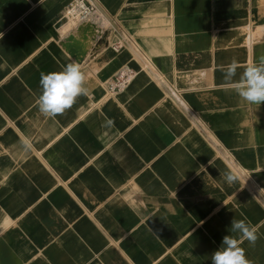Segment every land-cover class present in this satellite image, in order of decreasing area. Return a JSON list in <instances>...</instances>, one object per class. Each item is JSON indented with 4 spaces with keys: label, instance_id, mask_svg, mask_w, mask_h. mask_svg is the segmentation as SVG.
Masks as SVG:
<instances>
[{
    "label": "crops",
    "instance_id": "0c3cea01",
    "mask_svg": "<svg viewBox=\"0 0 264 264\" xmlns=\"http://www.w3.org/2000/svg\"><path fill=\"white\" fill-rule=\"evenodd\" d=\"M72 1L0 0V264H212L234 218L264 264V104L219 70L264 56V0H94L81 30ZM73 61L92 94L46 118L41 73Z\"/></svg>",
    "mask_w": 264,
    "mask_h": 264
},
{
    "label": "clouds",
    "instance_id": "9594fccd",
    "mask_svg": "<svg viewBox=\"0 0 264 264\" xmlns=\"http://www.w3.org/2000/svg\"><path fill=\"white\" fill-rule=\"evenodd\" d=\"M241 67L242 65L233 59L230 64L219 70L223 73L224 81L233 85L244 102L249 105L264 104V56L260 57L259 63L243 66L244 70L239 75V79L234 80ZM39 83L41 93L35 103L39 112L50 119L64 114L66 110L73 107L78 97H88L93 91L81 64L76 61L68 63L61 71L41 73ZM104 126L113 127L114 121L106 118ZM20 143L25 152H30L34 148L32 140L27 136ZM224 178L228 183H232L236 176L226 173ZM228 231L237 233L238 238L229 234L223 236L221 246L211 255L212 264H250L244 248L240 245L245 240L252 244L255 243L256 228L250 222H246V219L236 220L234 218Z\"/></svg>",
    "mask_w": 264,
    "mask_h": 264
},
{
    "label": "built area",
    "instance_id": "2783aa9c",
    "mask_svg": "<svg viewBox=\"0 0 264 264\" xmlns=\"http://www.w3.org/2000/svg\"><path fill=\"white\" fill-rule=\"evenodd\" d=\"M97 5L94 0H73L66 10V15L80 26L93 25L92 18L97 14ZM94 26V25H93ZM136 72L133 69H123L108 83V93L124 91Z\"/></svg>",
    "mask_w": 264,
    "mask_h": 264
},
{
    "label": "bare ground",
    "instance_id": "6f19581e",
    "mask_svg": "<svg viewBox=\"0 0 264 264\" xmlns=\"http://www.w3.org/2000/svg\"><path fill=\"white\" fill-rule=\"evenodd\" d=\"M89 34H90V33H89ZM84 36H85V38L87 37L86 35H84ZM87 38H88V37H87ZM87 38H86V39H87ZM78 39H80V38H78ZM81 40H82V39H81ZM74 42H76V38H74V39H72V40H70L69 42L66 43L67 47H69L70 50H71V46H72L71 44H72V43L74 44ZM79 43H80V40H79ZM85 44H86V46H85ZM87 46H88V43H87V42H85V41H84V42H81V49H82V51H83L84 49H86ZM89 46H90V45H89ZM76 51H77V50H76ZM76 51H75V52L72 51L74 56H78Z\"/></svg>",
    "mask_w": 264,
    "mask_h": 264
},
{
    "label": "water",
    "instance_id": "95a60500",
    "mask_svg": "<svg viewBox=\"0 0 264 264\" xmlns=\"http://www.w3.org/2000/svg\"><path fill=\"white\" fill-rule=\"evenodd\" d=\"M87 27L93 28L94 26H92V25L81 26V27H80V30H81V29H84V28H87ZM72 39H74V37H73V36L69 37V39H68V41H67V42H69V41H70V40H72Z\"/></svg>",
    "mask_w": 264,
    "mask_h": 264
},
{
    "label": "rangeland",
    "instance_id": "374dc122",
    "mask_svg": "<svg viewBox=\"0 0 264 264\" xmlns=\"http://www.w3.org/2000/svg\"><path fill=\"white\" fill-rule=\"evenodd\" d=\"M72 45V44H71ZM85 50V49H84ZM84 50L82 52H84Z\"/></svg>",
    "mask_w": 264,
    "mask_h": 264
}]
</instances>
